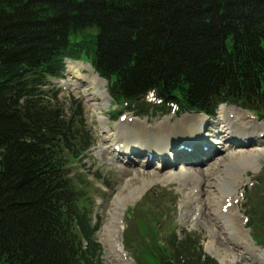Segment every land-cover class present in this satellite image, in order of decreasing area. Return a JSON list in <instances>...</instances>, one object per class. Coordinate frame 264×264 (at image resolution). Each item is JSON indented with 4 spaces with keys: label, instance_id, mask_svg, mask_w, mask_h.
<instances>
[{
    "label": "trees",
    "instance_id": "trees-1",
    "mask_svg": "<svg viewBox=\"0 0 264 264\" xmlns=\"http://www.w3.org/2000/svg\"><path fill=\"white\" fill-rule=\"evenodd\" d=\"M66 58L89 60L119 104L154 90L181 111L264 118V0H0V264H103L90 184L71 176L95 140L50 82ZM144 226L141 264H217L156 217Z\"/></svg>",
    "mask_w": 264,
    "mask_h": 264
},
{
    "label": "rangeland",
    "instance_id": "rangeland-1",
    "mask_svg": "<svg viewBox=\"0 0 264 264\" xmlns=\"http://www.w3.org/2000/svg\"><path fill=\"white\" fill-rule=\"evenodd\" d=\"M76 66L82 69L81 64H77ZM82 70H84V68ZM76 77L81 78V76L79 75H76ZM67 78H69V76H67ZM67 82L71 84L68 90H72L74 92L75 97H76L75 99L79 98L82 100L83 102L82 109H83L84 116L85 118H87L88 124L91 125L94 133H96L95 135H98V136L101 135V131H100L101 122L99 120L101 116H105L108 119L109 127L111 130L114 131V134H115L116 127L119 123V118L113 119L112 115L109 113L110 106L106 105L105 102H103L102 98L94 94V91L96 90V86L88 88L86 85L83 87V89L86 91L82 89V92H81L75 88L76 87L75 81L68 79ZM102 88L103 87H101V89ZM67 93L69 92L62 93L60 95V98L66 97ZM120 110L121 108L118 109V111ZM221 111H223V108ZM161 119L162 118L154 117V118H151L149 122L152 123V122L160 121ZM108 124L106 123V125ZM133 134L135 133L133 132L132 135ZM135 139L137 140L138 138H135ZM142 141H139V142H142ZM108 143L110 145V142ZM102 147L103 145L101 143L100 146L98 145L96 146V148H93L92 150H90L89 152L90 155L84 159L82 164L79 165L80 169L76 171L78 173H82V174L84 173V175L86 176V181L90 179L92 184L95 186H98L99 188H101V190H104V187H103L104 185L102 186V184H105V186L109 188L108 191L106 190L104 192L105 194L103 196L96 195V194L93 195V192H95L93 186L91 187L89 186V189L91 191L89 195H87L86 192L84 193L86 196L88 197L90 196V198L91 197L97 198L96 200L97 206L96 205L94 206L91 203V207H89V210L93 212V220L95 223L98 218L100 219V220L98 219V221L100 222V229L96 233V237L100 243L104 242V239L106 240L105 234L103 236V230L105 229V227L109 226V223L112 221V212H113L112 210L114 209V204L116 200L118 199V197L120 196L119 193L121 191L124 194L122 198L123 203L121 202V207L124 206V209L126 208L128 209V207L131 206L130 208L133 209L136 207V205H138L143 200L142 197L147 192L154 190L156 187H162V188H167L169 191H174V193L171 196H162L161 198H158L157 201L155 202H153L152 199H150L149 204L148 202H147V205L143 204L142 213L138 212L137 214V219H139L140 222H143L145 224L148 220L153 218V216H156L158 214L159 220L161 221V224L164 230L169 231L171 228H176L178 231L177 233L180 236H183L184 231L189 232V233H194L195 236L200 240V243L203 246L204 253L207 256L211 257V259L217 261L218 264H222V263L214 255V253L217 250L224 254L226 253L228 255L229 260L236 259V261L234 262L229 261L227 264L229 263L230 264H253V262L249 258H247V256L242 251H240L239 249L231 245L222 235V230L215 223L216 219L212 216L211 211H210V204L207 201L208 196H209V191H210L208 187L205 188V186L202 185L201 200L199 201L194 200V198H192L193 197L192 196V186L190 185V183L189 184L183 183V181L177 177H174V179H170L168 178L169 176L168 173L153 172V170L149 168H147L146 170H142L141 168H136L135 170H131V168L129 169V168H123V167L116 166L111 162L110 157L106 153H103ZM262 150L264 151V149ZM236 154L239 155L240 152L233 153L234 157ZM260 155H261V158L259 159L260 165L258 167L254 169H250V168L246 169L244 164L242 165L240 163L239 165L243 167L244 169L243 168L238 169L236 168V167H239L238 163L237 164L232 163L231 167L235 168V170L232 171L231 169H229L232 172L230 173L236 174L237 176L235 177L237 179L242 177L243 180L245 181L249 178L256 180L259 177V174L262 170V166H264V152L260 153ZM227 156H228L227 154H223L222 160L221 161L219 160L215 164V167L213 169H210L206 173L207 176L205 174L206 169L199 172L200 175L202 176L205 175V178H207L206 180L208 181L210 180L212 184L213 183L216 184L217 179H220L218 186L216 188V191L220 195L223 192V188L221 187L223 186L224 183H229V180H230V178L228 177V175H230V173L228 172L229 170L227 171V169L224 168V166L229 165L231 162H237L238 160V159L235 160L234 158L233 160H230L229 162H226L225 164L224 162ZM216 161L217 159L215 160V162ZM92 172L93 174H91ZM97 174L101 175V177L98 178ZM142 181H144L145 184L146 183L150 184L151 187L150 188L148 187L149 189L147 188L148 190L144 193V195H142L141 197L137 196L133 198V200L130 201V199H132L131 197L128 196L130 191L134 190L135 188H139L142 184ZM153 192L157 193L156 190H154ZM261 196L263 200V197H264L263 192L261 193ZM211 197L212 195L209 198ZM262 200L260 198L259 202H263ZM245 204H249V203L245 199V194H244V199H242L241 204H239L240 210L243 214H245V209H244ZM160 206L163 210H168L166 217H164L165 222H163V217L161 216L163 212L162 211L160 212L159 210ZM163 206H165L167 209L163 208ZM258 206H259L258 208H260L258 211L259 213H261L260 217H262L264 215V206L262 208L260 206V203L258 204ZM123 218L125 221L124 214H123ZM135 223L136 221L134 222L129 221L130 228H131V225H133L132 228L134 231V240L136 243V239H138L141 234L139 233L138 230H136ZM260 223H262V219ZM249 234L253 235L254 230L252 232H249ZM255 234L258 236H263L264 230H260L259 232L257 231L255 232ZM102 237H104V239ZM104 243L106 244V241ZM104 252H105L104 258H103L104 264H113V261L107 258L109 257L110 253L108 252L106 245L104 247ZM132 264H135V261L134 262L132 261Z\"/></svg>",
    "mask_w": 264,
    "mask_h": 264
},
{
    "label": "bare ground",
    "instance_id": "bare-ground-1",
    "mask_svg": "<svg viewBox=\"0 0 264 264\" xmlns=\"http://www.w3.org/2000/svg\"><path fill=\"white\" fill-rule=\"evenodd\" d=\"M70 71L75 74V72H79V70L75 67H73V65H70ZM89 68V70L91 71V68L89 66H87ZM93 76L90 78L91 82H90V85L91 86H95V85H98V84H104L103 81H101L94 73H92ZM79 76H81L79 73H78ZM77 80H82L86 83L87 87H89V81L87 79H85L84 77L81 76V78H77ZM97 92L100 94V95H106V91L104 93H102L100 91V89L98 88ZM222 110V109H221ZM228 116V118L232 121L236 120L237 123L241 124L240 125V130L241 131H246L247 130V127L248 129H251L253 130L254 132L257 131V132H264V129L262 128V126L260 125H257V124H253L252 122H247L245 120V115L237 110V109H234L233 107H229V108H224L223 107V111L220 112V117H224L226 118L225 116ZM231 117H233V119H231ZM228 118H226L227 121H224L226 124V126H231V123L230 121H228ZM184 119H187V118H184ZM180 120V123L178 124V129L177 131H175L174 133H180L182 136H185V135H188L190 134L189 136L191 138L195 137V134H198V127H196L195 124H193L192 122V119H194L193 117H189L188 120H187V124L186 125H182V122L183 120ZM177 123V122H176ZM127 125H130L128 123H126ZM122 127H123V124H121ZM127 127V126H126ZM196 127V128H195ZM128 129H124V128H121V127H117V136L118 138H121V139H124V138H128L130 141L133 142V144L135 143H139L138 146H141V144L143 145H148L149 147L153 148L154 150L155 149H159V148H165L166 146L167 147H172V142L173 141V138L170 136V133L168 135H165V136H162V137H159L157 136L154 132H151L149 134H145L143 129H144V124L143 123H138V124H135V125H132V126H129L127 127ZM135 133L132 135V133ZM135 138H138L137 140ZM143 140V141H142ZM139 141H142V142H139ZM252 151L248 150L247 152H243L239 155H235V157H233L232 155H228L225 159V164L226 162H229L231 159L233 160L235 158L238 159L237 162H238V166L239 167H236V168H243L241 167L239 164L241 163L242 165L244 164V166L246 167V169L250 168V169H254L256 167L259 166V162H260V158H261V155L260 153L264 152L263 150H253V149H256L255 146H252L251 147ZM240 150V149H239ZM242 151V150H241ZM128 155V154H127ZM125 155V156H127ZM240 156V157H239ZM263 156V155H262ZM217 159L218 161V157H216L214 159V161ZM156 160V159H154ZM237 162H234L233 164H236ZM158 163V165L160 164V162H157V161H153V164H156ZM212 167V168H211ZM215 167V163L214 164H211L209 167L207 168H211L213 169ZM229 169H231L232 171L235 170V168L231 167V164L227 167ZM233 168V169H232ZM244 169V168H243ZM144 170V169H143ZM210 169L206 170V171H209ZM257 170V169H256ZM228 172H231L230 170ZM234 173V172H233ZM188 181H191L193 183V186H194V189H199V192L201 194L202 190H201V186L204 185L205 188H209L210 191H209V195L212 197L207 199L208 203L210 204V211H211V214L216 216V219H221V218H226L224 216L221 215V210H222V207L224 205V203L221 202V198L223 196H228L230 192H232L230 189L234 187V184L238 183L239 180L240 182H242V178L240 179H233L234 176H237L236 174H230V179L232 178L233 180H231V182L227 185V186H224L223 187V190L225 188V190L222 192V195H220L217 191H216V188L218 186V183L220 181V179H217L216 181V184H212V182L209 180H206L207 178H205V175L202 176L200 174H196L190 170H186L184 174H182ZM207 176V174H206ZM153 178V177H152ZM222 178V177H221ZM165 179V178H164ZM174 179V178H173ZM146 180V179H145ZM144 180V181H145ZM168 180V179H167ZM142 181V184L139 188H135L134 190L130 191L129 193V197H131L133 200V198L135 197H139L141 196L145 190L149 187L148 183L145 184V182ZM149 181V180H148ZM169 181V180H168ZM176 181V179H175ZM179 181V180H178ZM210 184V185H209ZM137 186V184H136ZM185 186V185H184ZM231 186V188L229 187ZM134 187V186H133ZM227 187V188H226ZM131 190V189H130ZM120 196L118 197V199L116 200L115 204H114V209H113V212H112V215L114 216L113 218L115 219H121L120 218V205H121V202L123 201V192L121 191L120 193ZM220 196V197H219ZM195 197H198V196H195ZM193 198V197H192ZM186 200V199H185ZM128 201V200H127ZM193 202V201H192ZM123 203V202H122ZM126 203V202H124ZM190 204V203H189ZM197 205V204H196ZM194 206V205H193ZM198 209V208H197ZM230 218V222L231 224H233V227L234 229L237 231V232H240L242 234H244L242 232V230L240 229V226L238 224V221H237V215L231 211L229 213V217ZM225 220V219H224ZM199 222V221H198ZM108 227V226H107ZM107 227H105V229L103 230V236L105 234V238L107 240L108 238V241L109 242H113L112 243V247H117L116 243H118V239L116 237V234H117V231L114 230L113 228H116L115 226V222L112 221L109 225V230L107 231ZM222 227L224 228L225 225H223L222 223ZM227 229V227H225ZM112 229V230H111ZM224 233H227L228 236H230V232H227V231H224ZM104 239V237H102ZM101 238V239H102ZM105 241V239H104ZM244 243H246L247 245L244 246V247H247V252H248V255L249 256H254V255H258L259 257H263L264 256V252H261L255 248L252 247V244L250 242V239L246 237ZM111 251H116V249H112ZM250 251V252H249ZM214 255L216 256V258L219 259V261L222 263V264H227L229 261L231 262H234L236 261V259H232V260H229L228 258V255L225 253H222L220 251H216L214 253ZM118 260V259H117ZM123 261V260H122ZM120 264V263H119ZM122 264H125L124 262H122ZM230 264V263H229Z\"/></svg>",
    "mask_w": 264,
    "mask_h": 264
}]
</instances>
